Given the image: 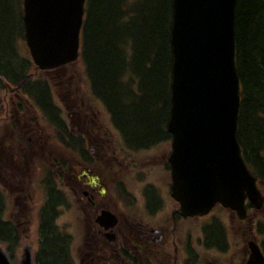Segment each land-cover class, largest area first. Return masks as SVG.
Wrapping results in <instances>:
<instances>
[{
	"label": "flooded vegetation",
	"instance_id": "1",
	"mask_svg": "<svg viewBox=\"0 0 264 264\" xmlns=\"http://www.w3.org/2000/svg\"><path fill=\"white\" fill-rule=\"evenodd\" d=\"M13 51L17 53V46ZM75 63L42 70L32 60L19 62L16 69H0V247L9 261L18 264L28 247L33 264H42L51 238L62 243L66 264H264V205L255 209L246 201L244 219L220 204L204 215L184 216L171 196V148L157 166L164 182L147 181L137 196L114 188L120 172L133 168L109 139V129L92 127L98 113L90 108ZM27 64L33 71H27ZM42 72L55 74L45 83ZM54 88L58 104L51 102ZM106 110L129 152L133 148ZM43 113L50 116L49 127ZM161 129L152 143L131 144L147 147L170 141L166 123ZM102 164L111 182L97 171ZM126 195L133 196L131 204ZM67 207L83 235L77 261L64 246L71 240L69 228L58 224ZM219 207L228 211V223L241 243L228 245L222 211H215ZM72 219L66 224H73ZM31 224H38L36 247ZM225 250L221 261L218 254Z\"/></svg>",
	"mask_w": 264,
	"mask_h": 264
},
{
	"label": "water",
	"instance_id": "2",
	"mask_svg": "<svg viewBox=\"0 0 264 264\" xmlns=\"http://www.w3.org/2000/svg\"><path fill=\"white\" fill-rule=\"evenodd\" d=\"M85 0H23L24 36L40 69L77 59ZM236 0H172L171 195L184 216L215 204L244 219L263 196L237 140L240 84L235 63ZM253 247V246H252ZM256 255L260 256L257 247ZM0 264H12L0 247ZM18 264H32L27 247Z\"/></svg>",
	"mask_w": 264,
	"mask_h": 264
},
{
	"label": "trees",
	"instance_id": "3",
	"mask_svg": "<svg viewBox=\"0 0 264 264\" xmlns=\"http://www.w3.org/2000/svg\"><path fill=\"white\" fill-rule=\"evenodd\" d=\"M171 5L172 0L85 2L79 57L91 92L103 100L129 143L157 139L169 116ZM16 35L24 38L22 11L0 0V69H12L17 60ZM235 63L240 83L236 136L262 191L264 0H236ZM59 242L47 240L42 264H66Z\"/></svg>",
	"mask_w": 264,
	"mask_h": 264
},
{
	"label": "rangeland",
	"instance_id": "4",
	"mask_svg": "<svg viewBox=\"0 0 264 264\" xmlns=\"http://www.w3.org/2000/svg\"><path fill=\"white\" fill-rule=\"evenodd\" d=\"M1 1H4V3L11 5L13 9H14V7L16 9V6H17V8H20V10L22 8L21 3L23 2V0H1ZM131 1H135V0H131ZM16 17H17V15H16ZM14 37L15 38H13V45L12 46H13V49H14V46H17V53L15 52V54L13 56L15 58H17V60L15 59L16 61H13L12 68L16 69L19 62H21V61H23V62L32 61V58H31L29 49L26 45V42H25L23 36L22 35H16ZM16 54H17V56H16ZM27 65H28L27 71H33V67L32 66L29 67V64H27ZM75 66L77 67V72H78L77 76L81 79L79 81V84H83V89H82L83 92H85L86 94L89 95L90 108L93 109L96 113H98L97 114L98 120H96L94 118V124H91V125H93L92 127H94V128L100 127L103 130H104V128H108L109 129V131H108L109 139L112 141V143L115 144L117 150H120L121 152L124 151V152H122L123 156H126L127 163L130 164L131 167L133 168V169L123 170L122 172H120L119 183L117 185H115L114 188H116L118 186L117 188H120L121 191L124 192V194L132 192L133 195L137 196L139 189H141L143 184L146 183L147 181L154 180V182H158V183L164 182V176L161 175L160 173H158L157 166H158V164H161L165 160L166 156L168 155V152L171 148V145H170L171 139H170V141L169 140H163V141L160 140L156 144H153V145H150L147 147H141L143 145L136 147V146L132 145L131 143H128V146L133 148V149L129 150V152H128L126 150L127 146L123 144L122 136L120 135L119 131H117L116 128L112 124V121H111L110 116L106 110V107L103 105L102 102H100V100H98L97 96H94L92 94L91 89H90V83H89L88 77L86 75L84 63L82 62L80 57L76 60L74 67ZM51 74H55V73L54 72H52V73H44V72L40 73V76L42 75V77H43V82L46 83L47 82L46 80H48V78ZM55 76H57V75H55ZM55 92H56L55 88L53 89L52 92H50L51 93L50 94L51 102L52 103L55 102L58 104V103H60V101L56 97ZM62 105H63V103H62ZM63 107H64V105H63ZM63 110H65V108H63ZM42 118H43V122L46 124V126L49 127L50 116L43 113ZM2 125L3 124L0 122V127H2ZM47 131L52 135V139L54 140L53 130L48 128ZM57 139H58V141L60 140L59 138H57ZM150 143H152V141H148V144H150ZM55 146H57V145L55 144ZM58 146H60V142H58ZM109 162L112 163V165H114L113 160H111ZM94 163H96V164L98 163V160H96L95 158H94ZM101 166H102V168H97V171L102 173V174H105L107 181L111 182V179L109 180V178H111V177H110V175L107 174L108 170L104 167V164H102ZM148 166H153L155 170L148 167ZM58 184L60 186V181H58ZM262 192L264 193V189L262 190ZM126 196H127V198H129L128 203L131 204L130 199H132L133 196L132 195H126ZM124 199L126 200V197ZM138 201H140L139 198H138ZM69 210H70V208L67 207L65 212H64L63 217L58 220V224H59V226L63 227V229H65V227L69 228L71 240L68 244H64V246L68 247L70 252L74 254V256H72V257L77 261V256H75V254H77L79 252L78 248L82 246L83 235H82L81 229H79L80 224H78V219L73 220ZM219 210L222 211V217L220 218V220L224 224L223 226H225V228H226L225 237L228 239V245L232 241H235L236 243L237 242L241 243L240 237L237 235L236 231L233 228H231L232 225L231 224L229 225V223H228V211L226 209H222V207L215 209L216 212H218ZM263 211H264V209L262 210V212ZM69 217H71V219H72L71 222L73 224H66V221L69 219ZM202 220H204V218H202ZM226 224H228V226ZM37 226H38V224H31L32 242H33V245H35V247L37 246V238H35V235H37ZM232 229L235 232H232L233 231ZM59 245L61 247L62 243L59 242ZM62 248H63V246H62ZM227 250H228V248H227ZM14 252L16 253V251H14ZM227 253H228V251L225 250L223 254H218L221 256V257H219V260L223 261L227 255Z\"/></svg>",
	"mask_w": 264,
	"mask_h": 264
}]
</instances>
